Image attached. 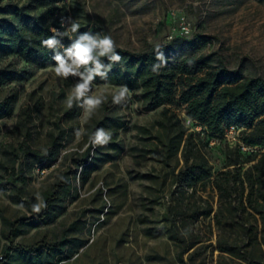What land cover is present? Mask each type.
<instances>
[{
  "label": "rangeland",
  "instance_id": "1",
  "mask_svg": "<svg viewBox=\"0 0 264 264\" xmlns=\"http://www.w3.org/2000/svg\"><path fill=\"white\" fill-rule=\"evenodd\" d=\"M31 2L0 0V7ZM55 6L123 49L159 51L169 61L203 56L211 65L264 79V0H57ZM54 67H38L14 53L0 55V69L29 73L26 80L0 87V100L16 98L13 115L0 121V256L16 255L12 250L23 246L41 248V264H48L44 256L53 264H246L220 246L228 241L251 247L262 239V221L248 207L249 178L260 157L241 155L225 141L208 147L181 104L146 110L140 91L130 89V100L113 104L120 86L112 84L94 83L106 99L84 117L76 102L67 104L76 78L56 77ZM81 126L85 133L77 138ZM101 127L111 131V140L93 147L89 136ZM62 131L67 138L59 141L60 156L51 167L41 169L5 152L25 138L31 147L47 150L51 134ZM90 145L99 169L83 184L77 160ZM200 156L204 170H192L202 180L182 182L181 173ZM64 176L73 181L75 198L64 199L58 218L11 231L5 220L33 217L42 193ZM56 243L66 251L48 253L43 247ZM25 263L18 256L14 264Z\"/></svg>",
  "mask_w": 264,
  "mask_h": 264
},
{
  "label": "trees",
  "instance_id": "2",
  "mask_svg": "<svg viewBox=\"0 0 264 264\" xmlns=\"http://www.w3.org/2000/svg\"><path fill=\"white\" fill-rule=\"evenodd\" d=\"M33 1L23 6L6 4L0 7L2 16L0 18V55L14 53L26 62L44 68L50 63L55 64V61L52 59L53 51L44 47L41 42L53 35L51 31L53 28L61 32L66 30L69 13L64 12V8L55 6L57 0ZM9 15H13L14 19H10ZM86 15L83 10V16L87 17ZM89 31L99 33L95 26L90 28L89 24H80V33ZM78 34L70 33L69 36L62 38V43L68 46L71 39ZM116 51L121 55L122 60L113 64L111 71L108 72L107 80L97 77L95 84L126 85L132 92L140 91V98L146 110L176 104L185 106V112L191 120L192 127L196 128L198 125L202 127V130L197 133L207 138L208 147H210L211 139L222 140L226 124H234L242 128L246 144L264 146L263 78L246 77L238 71L229 70L224 65H211L203 56L185 58L180 61L165 60L166 62L161 64L153 52H132L117 45ZM107 62L105 59V63ZM156 64H161V66L153 71V65ZM28 77L27 70L0 69V87L13 81L26 80ZM15 99L14 97L0 100V121L13 115ZM245 133L248 135L244 136ZM51 137L53 138L52 145L47 150L31 147L25 138L18 148L9 146L5 152L14 159L38 165L41 169L51 167L59 159L62 147L59 141L67 138V133L62 131L61 136L51 134ZM234 147L241 155L260 157V161L254 167L256 175H250L249 178L251 192L248 197V207L260 217L264 228V154L245 153L239 146ZM92 150L93 147L90 145L87 151L78 156L77 167L78 170L81 169L80 179L83 184L92 173L99 169L95 155L91 154ZM203 159L201 156L195 157L196 162L188 168L189 172L181 173L185 177L182 182L188 181L191 185V183L202 180V176L192 168L202 173ZM189 161L188 156L186 163L188 164ZM254 194H256L255 199H253ZM74 195L73 181L69 176H64L51 189L42 193V201L47 206L39 213H35L30 218L22 217L14 221L7 219L5 223L11 231L17 233H22V229L26 227H37L40 223L51 224L58 218V214L64 211V199H74ZM256 243L254 246L246 245L241 248L225 241L220 247L222 252L227 253L233 259L241 260L246 264H264V229L261 241ZM43 247L48 253L66 251L63 244L59 243L45 244ZM12 251L16 255L7 253L2 256L0 264H14L18 256L26 261L25 264H41L39 258L41 248L33 251L28 247L18 246ZM43 260L48 264H53L48 256H44Z\"/></svg>",
  "mask_w": 264,
  "mask_h": 264
},
{
  "label": "clouds",
  "instance_id": "3",
  "mask_svg": "<svg viewBox=\"0 0 264 264\" xmlns=\"http://www.w3.org/2000/svg\"><path fill=\"white\" fill-rule=\"evenodd\" d=\"M64 21L62 20V25ZM68 27L61 32L55 28L51 29L53 35L42 40V45L52 50L55 61L54 73L56 77L68 79L76 78L75 85L71 88L67 97L68 107L71 108L76 102L83 109L84 117L91 115L105 102L106 97L102 92L94 90V81L97 77L107 80L108 72L111 71L114 63L122 60L121 55L116 51V45L110 35L99 33L79 32L80 24L71 18L67 19ZM76 34L71 43L65 46L62 38L69 34ZM105 59L108 61L105 63ZM156 59L165 63L162 52H157ZM161 64L153 65L156 71ZM133 93L126 85L120 86L119 90L112 95L113 104H123L130 100ZM83 126L77 129L75 135L80 138L84 135ZM112 133L104 128H97L89 136V143L93 146H105L111 140ZM47 205L41 200L33 205V211L39 213Z\"/></svg>",
  "mask_w": 264,
  "mask_h": 264
},
{
  "label": "built area",
  "instance_id": "4",
  "mask_svg": "<svg viewBox=\"0 0 264 264\" xmlns=\"http://www.w3.org/2000/svg\"><path fill=\"white\" fill-rule=\"evenodd\" d=\"M183 33H189V30L187 27L182 28ZM191 122V120L189 119ZM200 128L202 130L201 126H197L196 129ZM243 129L238 127L234 124H226L224 125V132L222 135V140L227 142L228 144L232 146H239L240 149L245 153H261L264 154V146H250L245 143L243 139L242 134ZM221 140V141H222ZM220 140L213 138L210 140L209 144L210 147H215L216 145H220ZM3 257L0 256V260H2Z\"/></svg>",
  "mask_w": 264,
  "mask_h": 264
}]
</instances>
